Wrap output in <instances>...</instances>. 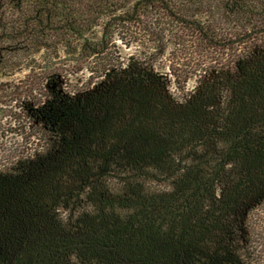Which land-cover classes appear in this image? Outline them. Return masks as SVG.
I'll list each match as a JSON object with an SVG mask.
<instances>
[{
  "label": "trees",
  "instance_id": "16d2710c",
  "mask_svg": "<svg viewBox=\"0 0 264 264\" xmlns=\"http://www.w3.org/2000/svg\"><path fill=\"white\" fill-rule=\"evenodd\" d=\"M26 38L0 264H264V0H0V75Z\"/></svg>",
  "mask_w": 264,
  "mask_h": 264
},
{
  "label": "rangeland",
  "instance_id": "374dc122",
  "mask_svg": "<svg viewBox=\"0 0 264 264\" xmlns=\"http://www.w3.org/2000/svg\"><path fill=\"white\" fill-rule=\"evenodd\" d=\"M94 31H99L97 28ZM24 46L27 47L25 51H21L16 54H12L7 57V67L4 69L3 75H0V81L13 80L21 78L25 74V66L29 64L31 59L39 60L48 51L56 52L59 57H63V51L61 45H52L51 47H43L38 41L33 38H26L21 41ZM14 44L12 42H7ZM140 46H132L129 49H121L122 55L131 54L134 51L142 50ZM48 50V51H47ZM162 72V71H161ZM190 86V85H189Z\"/></svg>",
  "mask_w": 264,
  "mask_h": 264
}]
</instances>
